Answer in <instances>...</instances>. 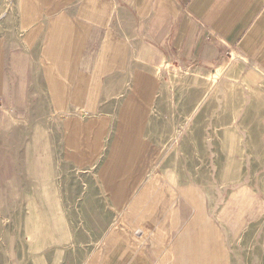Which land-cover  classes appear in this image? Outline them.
<instances>
[{
	"label": "rangeland",
	"instance_id": "obj_1",
	"mask_svg": "<svg viewBox=\"0 0 264 264\" xmlns=\"http://www.w3.org/2000/svg\"><path fill=\"white\" fill-rule=\"evenodd\" d=\"M21 3L0 0V264H99L108 239L144 229L152 178L194 205L157 264H264V83L245 62L167 63L135 44L99 84L88 70L60 88L40 39L6 21Z\"/></svg>",
	"mask_w": 264,
	"mask_h": 264
},
{
	"label": "crops",
	"instance_id": "obj_2",
	"mask_svg": "<svg viewBox=\"0 0 264 264\" xmlns=\"http://www.w3.org/2000/svg\"><path fill=\"white\" fill-rule=\"evenodd\" d=\"M21 2L20 18L6 21L10 26L30 27L23 37L25 45L40 39L47 80L60 81V88L82 86L80 76L88 70V77L97 81L89 85L99 84L98 78L119 71L135 44L153 49L157 60L167 63L215 67L230 56L242 59L247 78L264 83V0ZM47 24L46 34L35 27ZM70 45L75 80L71 85L62 74ZM149 184L148 195L158 200L139 207L142 215L147 210L140 224L144 229L108 239L99 264H157V257L189 221L194 205L178 187L156 178Z\"/></svg>",
	"mask_w": 264,
	"mask_h": 264
},
{
	"label": "bare ground",
	"instance_id": "obj_3",
	"mask_svg": "<svg viewBox=\"0 0 264 264\" xmlns=\"http://www.w3.org/2000/svg\"><path fill=\"white\" fill-rule=\"evenodd\" d=\"M80 42V41H79ZM97 58V57H96ZM97 61H98V59H97ZM215 75V74H214ZM217 77V76H216Z\"/></svg>",
	"mask_w": 264,
	"mask_h": 264
}]
</instances>
